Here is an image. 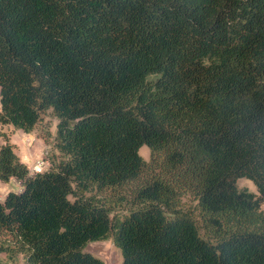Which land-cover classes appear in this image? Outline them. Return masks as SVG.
<instances>
[{"label": "trees", "instance_id": "trees-1", "mask_svg": "<svg viewBox=\"0 0 264 264\" xmlns=\"http://www.w3.org/2000/svg\"><path fill=\"white\" fill-rule=\"evenodd\" d=\"M49 110L50 168L0 143L9 263L264 264V0H0V125Z\"/></svg>", "mask_w": 264, "mask_h": 264}, {"label": "rangeland", "instance_id": "rangeland-1", "mask_svg": "<svg viewBox=\"0 0 264 264\" xmlns=\"http://www.w3.org/2000/svg\"><path fill=\"white\" fill-rule=\"evenodd\" d=\"M57 118L49 110L42 118L36 128L29 132L23 133L21 129L10 132L8 126L1 127L0 125V143H4V138L11 134V141L16 145V151L19 157L32 166L33 163L47 158L49 167L52 163V155L57 159L58 152L54 146V137L57 131ZM47 143V144H46ZM49 152V154H47ZM140 154L144 159L149 160L150 149L147 145L140 148ZM59 159V156H58ZM5 181L0 179V200L5 197L9 190H18V183L16 180L6 182L8 185L1 187ZM240 188H247L252 192H257V187L254 182L246 177H241L237 181ZM264 209V203L262 204ZM86 251L101 258L105 264H122L123 257L120 249L114 243L110 236L106 239L91 241L87 244ZM0 264H11L7 261L5 254L0 253ZM17 264H27L21 257Z\"/></svg>", "mask_w": 264, "mask_h": 264}, {"label": "built area", "instance_id": "built-area-1", "mask_svg": "<svg viewBox=\"0 0 264 264\" xmlns=\"http://www.w3.org/2000/svg\"><path fill=\"white\" fill-rule=\"evenodd\" d=\"M49 167V161L47 158L33 163L30 170L32 173L42 172L45 168Z\"/></svg>", "mask_w": 264, "mask_h": 264}, {"label": "crops", "instance_id": "crops-1", "mask_svg": "<svg viewBox=\"0 0 264 264\" xmlns=\"http://www.w3.org/2000/svg\"><path fill=\"white\" fill-rule=\"evenodd\" d=\"M5 126H8V129H10V132H12V131H15V130H19V129H16V128H14L12 125H1V127H5ZM21 131H23V130H21ZM23 133H26V132H24L23 131ZM11 134H8V137L9 138H11V136H10ZM10 141H11V139H10ZM12 142V141H11ZM13 143V142H12ZM27 164V163H26ZM28 165V164H27ZM28 167L29 168H31V166H29L28 165ZM10 180H16L15 178H11ZM17 181V183H18V190H15V191H19L20 189H21V187H22V185H21V183L18 181V180H16ZM8 184L6 183V182H4L2 185H1V187H3V186H7ZM3 199H4V197H3ZM2 199V200H3Z\"/></svg>", "mask_w": 264, "mask_h": 264}]
</instances>
